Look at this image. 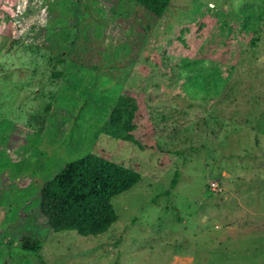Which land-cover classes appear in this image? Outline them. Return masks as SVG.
<instances>
[{
	"label": "rangeland",
	"instance_id": "374dc122",
	"mask_svg": "<svg viewBox=\"0 0 264 264\" xmlns=\"http://www.w3.org/2000/svg\"><path fill=\"white\" fill-rule=\"evenodd\" d=\"M90 156L138 182L104 231H52L41 186ZM0 264H264V0H170L160 17L0 0Z\"/></svg>",
	"mask_w": 264,
	"mask_h": 264
},
{
	"label": "trees",
	"instance_id": "16d2710c",
	"mask_svg": "<svg viewBox=\"0 0 264 264\" xmlns=\"http://www.w3.org/2000/svg\"><path fill=\"white\" fill-rule=\"evenodd\" d=\"M160 17L170 0H133ZM61 73L57 72L56 76ZM176 174L169 182L176 183ZM139 180V174L99 156L69 161L40 189L39 212L52 231L72 230L79 236L100 233L117 220L111 199ZM19 247L28 253L40 249L38 239L21 237Z\"/></svg>",
	"mask_w": 264,
	"mask_h": 264
}]
</instances>
